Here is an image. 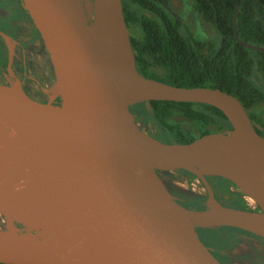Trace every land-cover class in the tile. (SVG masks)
I'll use <instances>...</instances> for the list:
<instances>
[{"label": "water", "instance_id": "obj_1", "mask_svg": "<svg viewBox=\"0 0 264 264\" xmlns=\"http://www.w3.org/2000/svg\"><path fill=\"white\" fill-rule=\"evenodd\" d=\"M237 40L264 51L263 46ZM123 17L122 0H114ZM48 51L58 103L32 97L16 83L0 82V119L40 143L56 164L78 204L90 239L65 249H39L27 232L21 206L0 194V262L6 264H228L199 236L200 227L230 225L264 236L260 224L246 226L255 211L229 209L216 197L209 177L223 176L252 199L264 196V133L235 95L220 88L170 84L140 73L133 60L105 48L90 0H23ZM196 102L217 108L231 127L187 143L167 142L143 130L132 106L151 101ZM3 120V119H2ZM220 142L240 152L258 181L242 185ZM205 149L210 170L192 155ZM170 170L198 177L207 190V207L190 209L178 200L160 173ZM122 163L141 164L140 189L120 176ZM206 218V223L200 221ZM31 219L36 220L31 215ZM24 224L25 227L20 226ZM254 231V232H253Z\"/></svg>", "mask_w": 264, "mask_h": 264}, {"label": "trees", "instance_id": "obj_2", "mask_svg": "<svg viewBox=\"0 0 264 264\" xmlns=\"http://www.w3.org/2000/svg\"><path fill=\"white\" fill-rule=\"evenodd\" d=\"M170 2L122 0L138 71L170 84L209 86L229 92L241 100L264 133V119L254 111L264 102V51L244 46L237 40L234 13L238 0H193L195 10L219 32L217 45L195 36L175 15ZM235 25L242 41L264 47V0H242ZM135 28L139 29V36L133 34ZM151 104L152 111L144 103L133 105L132 111L137 118L144 116L153 121L159 130L156 137L167 142L187 143L231 127L226 117L208 104L168 100H153ZM188 124L193 128L187 127ZM238 202L244 208V198L239 197ZM186 207L203 208V205L194 202ZM201 229L205 243L216 250L234 247V243L215 233V229Z\"/></svg>", "mask_w": 264, "mask_h": 264}, {"label": "bare ground", "instance_id": "obj_3", "mask_svg": "<svg viewBox=\"0 0 264 264\" xmlns=\"http://www.w3.org/2000/svg\"><path fill=\"white\" fill-rule=\"evenodd\" d=\"M90 2L94 14L98 18V34L106 41L105 48L120 57L132 61L133 54L126 38L127 36L124 35V32H120L119 25L122 23V15L118 5H116L113 0H90ZM112 29L114 30L113 32L116 33L115 36H108V33H110ZM129 35L130 34H128V36ZM44 92L46 91L44 90ZM2 119H0V153L5 151L4 144L9 143L13 145L8 146L10 149L9 152L14 151L16 154L13 155V157L9 155V159L4 158L7 160L0 158V194L9 199L8 203L10 205L22 207L24 199L15 198L12 191L22 188L21 190L25 192V187H33V193H37L40 190L43 192L42 198H37L38 194H36V199H39L41 202L39 205L42 204L40 207L42 211L40 210V213L38 211L39 214H36V216L32 215L34 219L38 220L41 218L42 221L37 229V234L41 237L42 243L38 248L35 247L34 251L39 249H65L77 243L88 241L90 236L80 208L67 188L60 170L49 154L31 135L19 128L9 127L6 124L7 119L4 117ZM216 145L227 154L238 179L244 187L249 188L251 184H254L253 182L258 181L251 164L240 152L220 142ZM206 156L207 153L205 149H201L192 155V161L205 172H207L208 169L210 170V168L203 163V158ZM15 159L16 164H14L16 167L14 168L16 173H20L22 170L32 165L41 164L42 167L37 169L38 167L36 166V169H31L29 171V177L25 182H12V180L9 179L10 177L6 169L9 165L13 164ZM27 160H30V163H28ZM122 165L125 169L120 175L122 179L126 181L132 189H140L141 186L144 185V178L137 174L141 171H145L144 166L137 163H122ZM159 166L161 168H168L165 162H159ZM10 169L12 170L13 167L10 166ZM3 183H11L12 186H4ZM45 185L46 187L43 188ZM247 200H249L251 204H257L262 211L256 212L253 215V220H247L246 226L254 230L256 229V224L259 223L261 231L264 232V196H255L254 199L247 197ZM48 205L52 206V208ZM206 218L207 217H204L200 221L202 225L206 223ZM25 225H27V232H30L28 224Z\"/></svg>", "mask_w": 264, "mask_h": 264}, {"label": "flooded vegetation", "instance_id": "obj_4", "mask_svg": "<svg viewBox=\"0 0 264 264\" xmlns=\"http://www.w3.org/2000/svg\"><path fill=\"white\" fill-rule=\"evenodd\" d=\"M46 69L51 70L50 74L55 81V76L48 51L43 43L40 33L33 23L32 18L30 17L27 9L24 6L23 0H0V82L11 83L10 78H15L21 83V87L32 97L43 100L41 99V96H43V101L48 102L49 95H47V92H44V89L46 87L39 86L36 88L35 85H32L35 81L32 73L36 72L38 74L40 72L39 74L44 75ZM59 101L60 97L56 96L53 100V103L56 104ZM175 171L177 170H173V172ZM194 177L202 183V181L198 177H196L195 175ZM208 178L213 185L216 197L225 207H228L229 209H242L248 212L251 211L253 207L250 206L246 201L247 197L233 182L223 176L214 178L212 176H208ZM218 178L224 180L221 182L220 180H217ZM228 181H230L232 184H230ZM222 183H227V185L229 186L225 187V185H222ZM231 186H236L239 191L237 193H232L230 191ZM217 187L221 189L222 194L229 193V197H227L228 199L222 197V194L218 193L216 189ZM239 197H243L245 200L244 208H242L241 203L238 202ZM180 202L185 206L188 203L194 204V202H199L202 203L203 208H206L207 195L205 201H202L201 197L192 196L189 200H182ZM201 228L206 229L211 227H200L198 229L199 236L205 243V240L203 239V230ZM212 229H215V233L217 232V234L222 235L226 240L234 243V245H236L237 241H244L246 237L254 239L256 236L240 227L230 225H223ZM217 234L213 235L215 236ZM256 237L264 240V238H260L258 236ZM207 246L211 247L212 252L222 261L228 264H233L229 259L230 250L228 248L218 251L210 245Z\"/></svg>", "mask_w": 264, "mask_h": 264}, {"label": "rangeland", "instance_id": "obj_5", "mask_svg": "<svg viewBox=\"0 0 264 264\" xmlns=\"http://www.w3.org/2000/svg\"><path fill=\"white\" fill-rule=\"evenodd\" d=\"M170 6L173 9V11L176 12V13L175 12L174 13L181 20H183V23L186 24L188 26V28L192 32L195 33L194 34L195 36H198L205 41H214L216 45L219 44V41L221 38L219 32L210 23L206 22L202 18V16L200 15V13H198L195 10V8L193 6V0H171ZM119 28H120V32L121 31L124 32V35L127 36V34H130V30L128 28L126 29V28L122 27L121 23L119 25ZM113 31L114 30L112 29V31H110V33H108V36H115L116 33ZM133 34H135L136 36H139L140 35L139 29H137V28L133 29ZM50 72H51V70H47V69H46V72L44 75L39 74L40 72L38 74L36 72H33L32 76L35 78V81H34V84H32V85H35L36 88L39 86L46 87L45 88L46 90L44 89L46 92H48L49 94H54L53 91L55 90V81L52 78ZM10 80H11L10 81L11 83H16V84H19L21 86V83L17 79L10 78ZM41 99L44 100L43 96H41ZM254 111L257 113L258 116H260L261 118L264 119V102L259 104L258 106H256L254 108ZM137 122L140 125V127L143 130H145L146 132H148L154 136H156L159 133V130L156 127V124L153 121L146 119L144 116L138 117ZM186 126L189 127L190 129L193 128V126L191 124H188ZM4 145H5L4 146L5 151H2L0 153V158L9 159V155H11V157H13V155H15L16 153L14 151L9 152L10 149L8 148V146H13V145H11L9 143L4 144ZM15 151H17V150H15ZM7 159H4V160H7ZM27 162L30 163V160H27ZM14 163L16 164V159L13 162V164L9 165V167L7 166L8 168L6 169L7 174L10 177L9 179L12 180V182L17 181V182L23 183L28 179L29 171L31 169H36L37 167H38L37 169H39L42 167L41 164H38L35 166L32 165L31 167H33V168L27 167V168H25L26 171L24 169L20 173H16L15 168H14V167H16V165ZM10 166L13 167L12 170L10 169ZM160 173H161L162 177L164 178V180L166 181L170 190L173 192V194L180 201L189 200L192 196L201 197L202 201L206 200L207 192L205 190V187L197 178L193 177L192 175L187 174V173L185 174L181 170H177V171L173 172L170 169H163V168L160 169ZM212 177L213 178L218 177V175H212ZM11 183L10 184L3 183V184H4V186L10 187V186H12ZM45 187H46V185L43 188H45ZM21 189H15V191H12V194L15 198H19V199L23 198L24 199L23 200L24 204H22V209L23 208L24 209L23 210L21 209V213H22V215H24V219L26 218L25 223L28 224L30 232L31 233L33 232L34 234H36L37 229L41 225L42 221H41V218L38 220L31 219V215L36 216V214L38 215L40 213V210H41L40 207L42 206V204L39 205V203H41V202L39 201V199H36V194H38L37 198H42L43 192L40 190L37 193H33L34 192L33 187H25L24 189H25V192L28 191L27 193H25ZM216 189H217L219 194H222L221 189H219L218 187ZM230 191L232 193H237L239 190L236 188V186H231ZM28 193H30V194H28ZM32 195H33V197H32ZM221 196L228 199L227 197H229V193L222 194ZM29 197H31V198H29ZM246 201L249 203L250 206L253 207L251 209V211H255V212H261L262 211V209H259V206L257 204H255V203L251 204L249 202V200H247V199H246ZM48 206H50V205H48ZM50 207L52 208V206H50ZM29 211H30V213H29ZM38 211H39V213H38ZM24 212H25V214H24ZM28 213L31 215H29ZM20 226L25 227L24 224H20ZM26 227H27V225H26ZM253 234H254V236L256 235L260 238H264V236L257 234V232L253 233ZM256 236L254 239L250 238V237H246L244 239V241H237L236 242V245H234V247L230 250V256H229V259L232 261L233 264H264V240L263 239L261 240V239L257 238Z\"/></svg>", "mask_w": 264, "mask_h": 264}, {"label": "built area", "instance_id": "obj_6", "mask_svg": "<svg viewBox=\"0 0 264 264\" xmlns=\"http://www.w3.org/2000/svg\"><path fill=\"white\" fill-rule=\"evenodd\" d=\"M48 95H49V101L48 102L53 103V100L55 99L56 95H52V94H49V93H48Z\"/></svg>", "mask_w": 264, "mask_h": 264}]
</instances>
